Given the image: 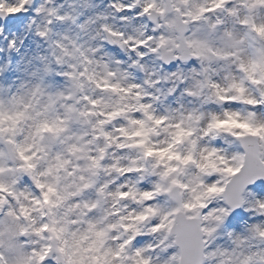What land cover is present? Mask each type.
Here are the masks:
<instances>
[{
  "label": "clouds",
  "instance_id": "1",
  "mask_svg": "<svg viewBox=\"0 0 264 264\" xmlns=\"http://www.w3.org/2000/svg\"><path fill=\"white\" fill-rule=\"evenodd\" d=\"M154 3L163 14L152 9L151 16L137 13L120 23L119 13L110 6L99 9L94 0L59 3L40 0L39 4L45 8H56L61 15L74 18L49 26L46 22L54 20L53 17L46 13L35 17L37 25L50 28L48 38L39 42L40 49L51 64L59 66V73L69 75L64 76L60 87L52 88L45 82L39 92L34 87L37 81L25 74L14 87L0 85V168L4 169L0 182L19 200L12 198L10 192L4 196L9 197L11 207L25 206L34 227L47 225L40 237L33 236L30 240L38 248L45 244L52 248L48 256L52 264H135L131 246L117 254L119 244L128 235L121 225L129 229L136 225L134 218L126 217L142 207L128 193L134 187L139 189L144 181L149 182L152 172L183 168L189 139H198L189 132L187 115L192 111L210 110L201 96L186 94L187 90L197 91V81L205 78L202 68L209 69L208 76L222 85L226 84V78L234 77L237 82L243 80L249 95L264 94V60L249 64L254 54L250 50L242 52L246 71L240 70L235 59L215 57L202 65L199 63L195 73L185 70V80L176 85V88L183 87L174 97L176 91H168L174 82L145 83L160 78L155 57L148 54L149 59L139 61L125 46L120 49L128 60L117 64L101 44L110 39L103 31L104 24L126 36L141 38V33H167L169 22L183 26L186 19L190 21L187 13H196L201 5L211 6L209 0H154ZM142 6L143 0H140L136 8L142 10ZM228 7H239V0H232ZM217 17L225 28L234 27L232 17L216 11L206 13L199 24L189 22L188 34L215 23ZM258 22H264V17ZM58 25H63V30ZM261 43L264 42L257 41L256 47ZM57 58L61 61L58 65ZM134 60L144 65L143 70L133 66ZM136 73L142 76L138 78ZM252 79L260 83L252 84ZM132 84L141 87L131 88ZM200 91L211 94L207 87ZM235 103L240 107L232 111L242 113L245 105ZM142 104L150 105L147 115L140 107ZM213 105L218 112L224 108L223 104ZM153 117L167 119H160L158 123ZM213 143L210 139H198L196 155L200 164L210 166L213 162L214 157L207 152H204L207 159H200V152ZM133 161L134 166L149 170L148 174L129 175L123 171L133 166ZM193 174H198L197 169H186L179 179L187 182ZM24 176L30 178L31 186L22 183ZM209 179L205 177L206 181ZM185 195L188 198L193 193ZM217 248L225 254L218 252L206 264H241L245 257L252 258L250 264H264L262 240L249 238L235 246L221 233L209 251Z\"/></svg>",
  "mask_w": 264,
  "mask_h": 264
},
{
  "label": "snow or ice",
  "instance_id": "2",
  "mask_svg": "<svg viewBox=\"0 0 264 264\" xmlns=\"http://www.w3.org/2000/svg\"><path fill=\"white\" fill-rule=\"evenodd\" d=\"M138 2L140 0H112L110 7L117 13L132 12L137 9ZM209 2L210 7L201 5L196 13H187L190 21L186 19L183 26L174 21L169 22L166 25L169 30L167 33H141V38H137L126 36L124 32L116 31L108 24L102 26L103 31L110 38L109 43L121 48L127 46L130 52L135 53L137 60H144L148 54L155 57L159 63L160 78L145 83L174 82L173 88L168 89L170 93L177 91L176 85L185 80V69L179 65L175 71L164 70L163 66L172 62L187 64L195 59L202 65L211 57L217 60L235 59L239 62L240 70L246 71L242 59L244 50L254 53L249 64L254 65L264 60V43L256 47L257 41L264 42V22H258L264 17V0H239V7H228L232 0ZM30 8L36 16L46 13L53 17L54 20L49 19L46 22L49 26L54 22L63 23L74 18L61 15L56 8H45L44 4L33 6V0H0V53L4 54L0 56V75L14 65L16 71H23L37 81L34 87L39 92L42 91L46 78L55 72L54 65L40 49L39 43L48 38L50 28L37 25L35 18H32L27 23L23 36L7 34L22 23L24 17L21 14L27 13ZM152 9L163 14L154 0H143L142 10L138 14L151 16ZM216 11H224L232 17L234 27L225 28L224 22L217 17L215 23H209L206 28L188 34L186 26L189 22L199 24L206 13ZM120 19L127 21L129 17L125 15ZM80 27L83 28L84 25ZM155 32L156 29H153V33ZM28 34L38 38L33 41L36 49L32 53L21 52ZM13 56L19 57V60L14 62ZM137 60L133 61V66L143 70L144 65L138 64ZM115 62L121 63L119 60ZM60 63L57 58L56 64ZM189 70L195 73L197 68L192 67ZM208 71L209 69L202 68L205 78L197 81V91L187 90L186 94L201 96L205 105L223 104L224 108L220 112L215 108L206 113L192 111L188 113L187 120L191 135L214 142L200 152V159H207L204 156V152H207L214 160L210 166L200 164L196 155L198 139H189L190 148L182 161L183 168L169 167L167 171L152 172L149 187L131 189L128 195L138 199L142 207L126 217L134 218L136 225L131 229L121 225L128 235L119 244L117 254L131 246L134 249L131 259L135 264H206L218 252L225 254L219 248L209 251L210 245L221 233L231 239L235 246L242 245L249 238L264 241L262 219L248 223L233 218L234 222L241 223L239 231L229 230L227 225L229 218L238 209L264 217V196L248 190L249 185L264 181V94L249 95L243 80L237 82L234 77L226 78V84L222 85L213 81L208 76ZM57 74L69 75L66 72ZM251 83L260 82L252 79ZM130 87L139 89L141 86L132 84ZM206 87L211 90V94L200 91ZM237 101L245 105L242 113L232 111V103ZM140 107L147 115L150 105L142 104ZM155 119L159 123L160 119L167 117ZM134 165L133 161V166L123 171L129 174H148L149 170ZM189 168L197 169L198 174L191 175L187 182L179 179V175ZM3 171L0 168V173ZM172 173L176 175H171ZM205 177L210 179L206 181ZM259 187L264 191V184ZM5 192H10V189L0 182V264H47L52 248L47 244L38 248L30 240L33 236L40 237L47 225L34 227V221L25 206H9V197L4 196ZM188 192L193 195L186 198L185 194ZM10 196L16 201L19 200L14 192H10ZM138 237L147 239L142 244H137ZM251 259L245 257L241 264H250Z\"/></svg>",
  "mask_w": 264,
  "mask_h": 264
},
{
  "label": "rangeland",
  "instance_id": "3",
  "mask_svg": "<svg viewBox=\"0 0 264 264\" xmlns=\"http://www.w3.org/2000/svg\"><path fill=\"white\" fill-rule=\"evenodd\" d=\"M256 192H258L259 193V191L258 190H256ZM260 194V193H259ZM261 196H263L262 194H260Z\"/></svg>",
  "mask_w": 264,
  "mask_h": 264
}]
</instances>
